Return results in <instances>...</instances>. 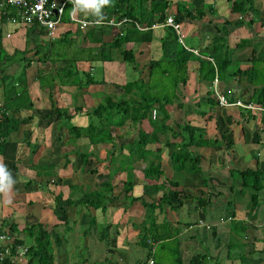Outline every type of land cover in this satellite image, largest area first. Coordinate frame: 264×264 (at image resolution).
<instances>
[{"label":"crops","instance_id":"crops-1","mask_svg":"<svg viewBox=\"0 0 264 264\" xmlns=\"http://www.w3.org/2000/svg\"><path fill=\"white\" fill-rule=\"evenodd\" d=\"M167 1L169 2L168 17H172L176 12L175 2L178 0ZM180 1L192 3L195 7H205L204 9L207 10L203 20L200 22L189 20L183 14L180 15V33H178V36L182 35L180 41L183 42V39L188 38L190 43L188 46H193L195 50L205 46L212 34L217 33V29L226 22L225 25L228 27L227 43L230 48L229 57L231 61L240 62L239 68L242 70L253 66L258 71L252 72L249 70V73L245 75L229 74L226 77V81L216 80L218 93L224 96L228 94L234 97L235 101H245L257 105L253 99L256 90L260 87L261 89L264 88V0H254L253 7L257 10V14L246 15L243 19L244 22L239 24H228V20L233 22L235 18H241L240 14L231 11L228 0ZM207 4L211 6V9H206ZM1 14L0 11L3 47L0 55V102L3 103V106L0 110L4 109L8 113H16L20 107L21 109L19 110V130L11 134L12 141H9L3 155H0V163L9 168L8 170L16 181L9 194L11 203H5L6 197L0 193V215L7 217L11 223L18 224L20 227L34 222L43 223L48 230H52V239L56 236H61L60 245L54 246L53 250L55 263L72 264L71 253L65 249V242H62L65 240L62 232H64V229L69 228V226L65 227L64 221L67 220L70 224L73 220L71 217H67L66 213L68 212L65 213V211L61 210L62 215H60L57 212V208H55L56 195L61 194L63 200H66L69 196L70 189L68 184L74 183L68 174L71 171L62 170L59 165L58 171L57 169L52 171L53 175L51 176H53V179L51 176H49L50 180L49 177L46 180L44 178L41 179L43 174H36V171L33 172L31 166L33 163L44 164L45 162H43L42 158V161L39 160L42 156L32 157L31 161H26L24 156L18 158L16 153L19 144L26 143V141L36 145L47 144L46 140L54 137V129L57 132L58 126L61 124L60 119L56 120L53 118L51 111L55 110L51 107L48 97L49 93L39 87L38 80L34 77L37 65L32 66L30 64L31 66L29 67L34 68L28 74L25 72V75L18 72L16 76H11L8 70L6 73L3 69L4 66L9 69V65H15L16 67L27 65L30 57L38 56L30 54L36 51V44L41 41L49 42V40L43 34H40L39 29L8 23ZM76 14L86 18L94 17L91 14L86 15L84 12H77ZM250 20L251 23H249ZM64 22L65 24L60 27V31L64 29L75 32L78 28L76 24ZM154 34L159 38L163 34V27L154 28ZM157 38L149 45V54L151 56L153 47L157 50L155 53H158V56L152 57L155 59L162 54ZM26 43L29 44V47H26ZM78 43L75 42L69 48L75 49ZM16 51L18 53H15ZM23 51H25L24 54H22ZM3 52L5 53L4 56ZM237 63H234V67ZM97 64L99 63H94V65ZM188 66L189 77L194 74L196 84L194 82L191 85V80L190 78L188 79L187 85L183 90L187 101L185 107L181 110L175 105L168 106L170 114L171 112L174 116L179 114L184 119V113L189 109L188 106L193 105L197 101L200 102L205 97L207 90L210 89L206 82L198 81L197 62L189 61ZM13 71L16 72V69ZM106 81L109 80L106 78ZM13 85L16 89L13 88ZM58 86L56 90L54 88L53 98L57 101L58 106L66 107L70 114H75L71 121L76 125L87 124L88 120L82 119V115H85V107L93 103L92 99H99L93 94L99 92L101 95V93L106 92V84L100 89L101 91L96 89L91 91L85 87L84 92L78 94L79 101L83 103L84 112L75 113L77 104L75 98L76 87L69 84ZM6 89L10 90L6 91ZM29 99L32 102L31 108L28 107ZM46 102L49 104H46ZM172 108H174L173 111L170 110ZM203 109H209L205 116L194 112L186 113L187 120L192 125L203 128L204 136L211 140L218 139L219 141L221 139L220 132H224L225 137L232 142V146L225 147L226 143L222 141L223 145L217 143L213 147H193L194 152L202 156L200 161L201 173H181L178 175L179 188L185 186L186 192L191 194L193 198H188L187 200L182 198V203L180 204L173 192L170 193L168 206L166 205L164 213L157 212L156 222H158V225L167 222L169 225L165 227V230L178 229V233L174 238L164 239V241L150 239V246H146L148 250L146 260L152 256L154 264H171L173 261L172 257L166 261L157 260L153 257V254L160 249L159 254H176L178 252L182 260L187 261L191 256L198 254L195 252L200 249L199 254L207 256V264H264V113L239 106L222 107L218 105L213 108L203 106ZM174 120L176 122L180 121L176 117ZM173 122L170 117L168 123L172 125ZM130 125L126 124L122 128H116L124 130L117 136L119 142L131 140L136 135L131 130L132 127ZM143 126L144 128H149L146 122ZM127 129L131 130V132L125 135L124 138H120L119 136L124 135ZM27 130L31 134L29 138L26 137L28 136ZM158 147H162L160 154L161 167L162 170L167 171V174L164 172L160 181L145 178L141 172L145 162H136L134 164L136 170L134 171L133 192L137 196L143 194L144 185L150 187L154 183L158 184L174 176L170 161V149L159 143H151L148 148L155 153ZM42 149V153H44L43 146ZM35 153L36 151L33 156ZM100 156L101 158L103 157V152ZM155 157L150 155V159H156ZM55 165L58 167L57 164ZM102 166L104 167V163H102ZM257 168L260 170L259 187L254 188L250 185H242L243 177L240 172ZM92 176L86 177L84 182L75 179L77 180L75 183L85 190L94 189L96 187L93 185L96 180ZM29 179L32 180V183L27 186ZM54 181L58 184H55L56 182ZM117 184L112 185H114V188H117L115 186L120 187ZM119 189L118 192L121 191L122 187ZM171 189L173 187L167 183L166 187L158 193H168ZM149 191L153 195V188L149 189ZM118 192L117 189L116 191L114 190V193ZM201 196L210 198L205 209L198 206L197 198ZM128 204L127 200L121 198L113 200L105 213L100 209L96 210L101 213L100 220H97V216L94 215L97 225L101 223L110 224L107 232L109 241L106 244L104 238L100 239L99 236L93 239L92 248L94 251L92 250L91 252H100L98 261L87 262L82 259L80 264H129L127 255H129L132 245L138 243V229L134 228L133 225L148 224L151 222V218L145 216L141 200L135 201L130 207ZM61 206L65 210L69 206L74 207L75 214L80 213L81 210V207L73 204L65 206L62 203ZM126 206L127 208L125 209ZM174 211L178 213L175 214ZM180 211H183V213L185 211L186 213L180 215ZM192 213L195 220L198 218L196 221L186 217ZM85 224L83 225L85 226ZM206 226H210V228ZM92 229L94 230V227ZM161 229L160 226L157 227L158 231H161ZM99 242L101 243L100 246L97 244ZM1 245L3 243L0 241ZM149 248L152 253L149 252Z\"/></svg>","mask_w":264,"mask_h":264},{"label":"trees","instance_id":"trees-1","mask_svg":"<svg viewBox=\"0 0 264 264\" xmlns=\"http://www.w3.org/2000/svg\"><path fill=\"white\" fill-rule=\"evenodd\" d=\"M228 1L230 2L231 11L241 16V18H235L233 22L228 20V24L243 23L246 15L257 14V10L253 7L254 0ZM175 3L176 12L172 15V18L178 24L181 21V14L189 20L200 22L207 11L204 9L205 7H195L189 2L178 0ZM168 6L169 2L167 0H113L112 6H105L102 9L105 16L103 22L111 19L120 22L123 18H127V21L119 26L114 25L111 27L104 24L90 25L85 29L77 28L75 32L63 29L55 40L41 41L36 44V51H34L35 55H41L38 58L34 77L38 80L39 87L49 93L51 107L58 115L60 125L66 128L67 135L71 138L70 143L73 144L75 141L82 140L86 142L87 148L90 149L77 155L84 169L92 161H96V164L87 170L88 174L93 175L99 173L97 168L99 164L104 163V168L117 164L118 172L124 175L120 185L122 189L118 193H114V185L110 181L89 190L83 189L76 183H70L68 184L70 193L66 200L62 199L61 194L55 196V208L64 211V207L61 206L62 203L64 205L73 204L78 207H85L88 210L87 213H89V223L96 225L93 211L100 209L105 213L113 200L121 198L129 202V207L135 201L141 200L145 216L150 217L151 222L148 224H134L133 227L139 230L137 242L145 247L150 246V239L164 241V239L174 238L178 233V229L165 230L164 223L158 225L156 214L165 211L171 192L180 204L182 198L186 200L193 198L191 194L186 192L185 186L179 188L180 182L178 181V175L181 173H201L200 161L202 156L196 154L193 147H213L217 143L223 145L222 141H225V147L232 146V142L225 137L224 132H220L221 139L219 141L218 139L206 138L203 134V128L192 125L187 120V114L194 112L205 116L207 112L202 109V105H206L208 108L219 105L216 97L214 98V80L226 81L229 74L245 75L249 73V70L252 72L258 71L253 66L242 70L239 68L240 62L231 61L229 57L230 48L227 43L228 27L225 25L226 22L217 29V33L212 34L205 46L197 49L198 54L191 50L194 49L193 46H188V44L179 40L178 33L171 26H163V34L157 38L154 29L150 26L154 23L161 24L166 21ZM208 8L211 9L209 4H207L206 9ZM71 9L72 3L68 1L62 16L63 21L68 22V14ZM1 16L5 18L3 14ZM90 19L97 20L98 18L90 16ZM249 23H251V20ZM143 27L149 28L140 29ZM30 28L35 29L34 26H30ZM39 32L43 34L42 30H39ZM75 36H80L81 42L74 49V56L69 58L61 49L62 47L64 49L69 48L74 44L76 42ZM156 38L160 43L162 53L157 59L152 58L149 54V45ZM2 49V31L0 29V55ZM15 53H18V51ZM24 53L25 51L22 52V54ZM189 61L197 62L198 81L206 82L210 89L207 90L205 97L200 102L197 101L188 106L189 109L184 113L185 119L181 117L179 122L174 120L171 125L168 123L171 117L168 106L175 105L182 110L187 102L183 90L189 79ZM95 62L101 65H94ZM111 62L119 65L123 64L127 69L125 82L118 84L114 81V85L121 88L122 93L103 92L101 99L86 106L84 112V106L79 101L78 94L83 93L85 87L91 91L92 89L101 91L100 89L107 82L103 77L106 71L105 68ZM234 63H237L235 67ZM24 66L29 67L30 63ZM21 74L25 75V72ZM97 74L99 76H96ZM64 84L76 87L75 98L77 104L75 113L84 112L88 118L86 125L74 124L71 121L74 114H70L68 108L58 106L57 101L53 98L56 87ZM13 88L16 89L14 85ZM9 90L6 89V91ZM263 92L264 88H258L253 98L259 106H264ZM225 97L229 102L235 101V98L228 94ZM28 101V107L31 108L32 102L30 99ZM19 110L16 113H8L4 109L0 110V155H3L9 141H12L11 134L19 130ZM94 120H97V122H94ZM127 121H130L131 130L136 135L131 140L119 142L115 139L114 130L124 127ZM145 122L149 128H144L143 124ZM131 130L127 129L125 134L119 137L124 138ZM26 143L31 145L29 141ZM151 143L163 144L170 149V161L174 176L158 184L154 183L150 187L144 185L143 194L137 196L133 192L134 171L136 170L134 164L136 162L145 161V165L141 168L142 175L145 178L160 181L164 173L160 158L162 147H158L154 153L148 148ZM32 145L34 153L37 145ZM98 148L103 152L102 158L100 153L97 152ZM150 155L156 156L157 160L150 159ZM55 167L56 165L53 163H33L31 168H34L38 175L44 172V174L51 176ZM7 169L9 168L7 167ZM240 173L243 177L242 185L259 187L260 170L258 168L243 170ZM31 183L32 180L29 179L27 186ZM167 183L173 189L168 193H158L166 187ZM151 188H153V195L149 191ZM209 201V197L201 196L197 198L198 206L202 209L206 208ZM64 223L65 227L69 226L67 220ZM98 225L102 229V237H99L100 239L104 238L107 244L109 241L107 232L110 224L101 223ZM158 226L162 228L161 231L157 230ZM4 232H8L13 238L12 242L9 243L12 245L10 254L14 253L18 245L28 246L25 264H56L53 250L54 246L60 245L61 236L52 239V230H48L43 223L34 222L20 227L18 224L11 223L7 217L0 215V234ZM149 252L152 253L150 248ZM176 254L173 264H207L206 255L198 253L191 256L187 261H183L180 254L178 252ZM0 264H10L9 255Z\"/></svg>","mask_w":264,"mask_h":264},{"label":"rangeland","instance_id":"rangeland-1","mask_svg":"<svg viewBox=\"0 0 264 264\" xmlns=\"http://www.w3.org/2000/svg\"><path fill=\"white\" fill-rule=\"evenodd\" d=\"M159 34V33H156ZM76 38V42H81V37H74ZM53 41V40H50ZM183 42L185 44H190L189 43V39L185 38L183 39ZM26 47H29V44H26ZM154 49H152V57H156L158 56V53H155L157 50H155V47H153ZM62 52L66 53L68 55L69 58L74 56V49L72 50V48H63L61 49ZM32 52V51H29ZM32 56L35 55V52L30 53ZM41 55H38L37 57H30L27 61L28 63H30L32 66H36L38 63V58ZM30 65V66H31ZM101 65V64H99ZM34 67L30 68V67H26V66H15L9 65V69L7 68V66H4V71L11 75V76H16V74L18 72H26L27 74L29 72H31V70H33ZM11 69V70H10ZM14 69H16V72L13 71ZM10 70V71H9ZM105 72L103 74L104 79H108L109 81L106 82V86H105V91L106 93H111V94H121L122 93V89L115 86L114 83L117 82L118 84H122L123 82H125V79L127 78V75L125 76L127 69L125 68V66L123 64L119 65L115 62H111L110 65L107 66V68H105ZM96 76H99L98 74ZM190 83L191 85L196 84V78L194 77V74L190 75ZM111 81V82H110ZM115 81V82H114ZM215 90L218 91L217 89V83H216V87ZM98 98L92 99L93 102H97L101 99L102 97V93L101 95L98 93L93 94ZM76 97V95H75ZM217 97V95L215 96ZM46 104H49L48 102H46ZM206 106V105H202ZM203 109V108H202ZM170 110H174V108L170 109ZM206 112H209V109H204ZM52 115L54 116L53 118L56 120H59L58 115L56 114L55 111H51ZM75 115V114H74ZM73 115V116H74ZM171 121H174V118H178L180 120V116L181 115H172L171 112ZM47 118V117H46ZM82 119L84 120H88L86 115H82ZM169 121V120H168ZM76 122V121H75ZM94 122H97V120H94ZM46 123V122H45ZM126 124H130V121H127ZM132 127V125H130ZM114 134H115V139L119 140L117 138V135H120L124 130L123 129H116L114 130ZM28 136H26L27 138H29L31 136L29 130H27ZM71 138L67 135L66 132V128L60 125L58 126L57 132L54 129V137H52V139H47V144H43V145H39L37 144L36 147V153L33 156L32 150H33V145H28V143H22L19 144L18 146V150H17V154H18V158H20L21 156H24L25 160H32V157L37 158V156H42L40 157V161L41 158L43 159V162L46 163H54L57 164L58 167L56 166L54 169H57V171L59 170V165L60 168L63 170H69L71 172H69L68 174L70 175V178L72 179V182H76L77 180L75 179H79L81 181L84 182V179L88 176H91V174L87 173V170L89 169V167H92L96 164V161H92L88 166H86V168L84 169L82 162L78 159V153L80 152H85L88 151L90 149L87 148V144L86 142H83L82 140H79V142H73L70 143ZM27 142V141H26ZM42 146L44 147V153H42ZM98 154L102 153V150H100V148L97 149ZM42 153V154H41ZM45 155V156H44ZM44 157V158H43ZM94 159V158H93ZM91 159V160H93ZM145 162V161H144ZM19 163V162H18ZM59 163V164H58ZM22 164V163H21ZM140 165L143 166L142 163H140ZM32 167V166H31ZM108 167V166H107ZM97 168L99 169L97 174H93L92 177L95 178L96 183H94V187L100 186L102 184H105L106 182L110 181L112 184H117V185H121L122 183V179H124V175L123 173L119 174L118 172V165L117 164H112L110 165L107 169H105L102 164H99L97 166ZM33 169V172H35V169ZM53 169V170H54ZM164 169V168H163ZM52 170V171H53ZM83 170V171H82ZM82 171V172H81ZM165 172V170H163ZM84 172V173H83ZM118 172V173H117ZM48 173V172H47ZM117 173V174H116ZM116 174V176H115ZM165 174H167V171L165 172ZM50 175H46L43 172L42 178L41 179H47ZM53 179V176H51ZM59 177V176H57ZM93 178V179H94ZM51 178L49 177V180ZM70 180V179H69ZM53 184V183H51ZM117 188H114V190L117 192L120 190L118 186H115ZM64 204V203H63ZM66 206V205H65ZM78 209V208H77ZM66 215H68L67 217H71V219L73 220V222H70L69 224V228L64 229V232H62L63 237L65 238L64 241L65 242V249L68 250V252L71 253V261L72 264H80V261L82 259H85L87 262H92V261H98V255L100 252H91L92 250L94 251V249L92 248V244H93V239L97 238L98 236L102 235L101 233V226L99 225H92L91 223L87 222L89 221V213H87V209L84 207H81L80 213L75 214V208L74 207H67V209L65 210ZM70 211V213H69ZM57 212L58 214L62 215V211L57 208ZM164 213V212H163ZM174 213H178L177 211H174ZM173 213V214H174ZM183 213V211H180V215ZM184 213H186L184 211ZM183 213V214H184ZM83 214V216H81ZM101 213L97 212V211H93V215L97 216V220L101 219L100 216ZM65 215V216H66ZM83 217V218H81ZM189 217L190 220L192 221H196L198 218H196V220L194 219V215L193 213L186 216ZM77 220V222H76ZM87 223V224H85ZM85 224V226L83 225ZM161 225V224H160ZM169 223L164 222V227L168 226ZM63 227V226H62ZM94 227V230L92 229ZM100 227V228H99ZM138 229V228H137ZM176 230V229H175ZM139 231V230H138ZM137 240H138V234H137ZM139 243V242H138ZM133 244L132 245V249L131 251L128 253L129 255H127L128 257V261L129 264H139V263H144V261L146 262V256L148 255V250L147 247L142 246L141 244ZM99 246L101 245V243H97ZM10 245V244H9ZM12 246V245H11ZM92 248V249H91ZM96 251H98L97 249H95ZM197 252L195 253H200V249L196 250ZM122 252V251H121ZM160 253V249L157 250L156 253L153 254V257L157 260H169L170 257H172L173 261H174V257L176 254H168V253ZM152 257V256H151ZM159 257V259H158ZM6 258L3 257L0 260V263L2 261H4ZM173 261L171 264H173ZM161 262V261H160Z\"/></svg>","mask_w":264,"mask_h":264},{"label":"built area","instance_id":"built-area-1","mask_svg":"<svg viewBox=\"0 0 264 264\" xmlns=\"http://www.w3.org/2000/svg\"><path fill=\"white\" fill-rule=\"evenodd\" d=\"M72 3V0H0V11L5 16V20L11 24L23 25V26H34L35 29L43 31V35L47 40H55L60 34V27L65 24L62 20L64 15V9L67 2ZM72 9L70 10L68 17L72 24H76L78 28L85 29L90 25H100L96 23V19L86 18L84 16L73 14ZM127 21V18H123L122 21L116 22L111 19L107 22H102L106 26H119L121 23ZM163 26L173 27L177 33L179 32L180 25L173 21L171 16L167 17L164 23H154L150 28H158ZM149 27L140 28L142 30L148 29ZM182 39V35H179V40ZM195 54H198L197 50L191 49ZM216 87V84H215ZM218 103L220 106H241L244 108L257 110L264 113V106L245 104L241 101L229 102L226 97L218 92H216ZM3 103L0 102V109ZM210 228V226H206ZM13 240L12 235L8 232L0 234V241L3 245L0 246V260L3 257L9 255L10 264H25L26 262V252L28 246L18 245L15 248L13 254L11 252V243ZM141 264H154L152 258L146 260V262Z\"/></svg>","mask_w":264,"mask_h":264},{"label":"clouds","instance_id":"clouds-1","mask_svg":"<svg viewBox=\"0 0 264 264\" xmlns=\"http://www.w3.org/2000/svg\"><path fill=\"white\" fill-rule=\"evenodd\" d=\"M72 3L74 4V8L72 10L73 14L77 12H84L86 15L91 14L98 18L96 20V23L101 24L105 19L102 9L105 6H112L113 0H72ZM215 84H216V80H214L213 82V89H214V93L216 96V92L218 91L215 90ZM245 104H248V103H245ZM15 183L16 181L13 179L11 172L7 169L6 165H4L3 163H0V193L5 195L6 197L5 203H11V198L9 194L11 193L12 187Z\"/></svg>","mask_w":264,"mask_h":264}]
</instances>
